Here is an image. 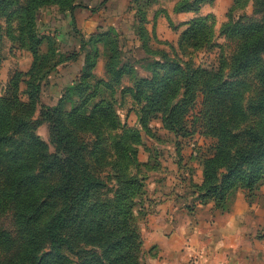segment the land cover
<instances>
[{"label":"rangeland","instance_id":"rangeland-1","mask_svg":"<svg viewBox=\"0 0 264 264\" xmlns=\"http://www.w3.org/2000/svg\"><path fill=\"white\" fill-rule=\"evenodd\" d=\"M28 2L0 0V99L11 96V82L18 75L19 99L29 103L30 85L39 83L45 70L53 66L41 81L40 101L31 115L37 135L53 153V130L45 120L46 110L62 107L66 116L99 88L87 113L79 114L90 117L96 126L74 129L88 150L92 174L106 184L92 200L115 199L121 191L116 177L121 169L127 176L138 178L139 194L130 200L134 202L131 223L138 234L136 261L170 264L167 256L188 251V243L202 220L212 225L232 213L237 195L243 196L252 212L248 223L260 222L259 230L253 227L248 235L264 241V181L252 192L245 188L232 190L220 207L214 197L202 200L201 154L208 146L201 130L187 136L170 131L160 120H143L145 104L139 105L135 99L136 84L152 75L156 61L161 62V74L174 68L186 75L187 69L194 73L198 69L229 68L239 38L228 33L225 25L230 16L241 23L259 21L262 17L257 14V0H238L236 5L233 0L227 10L218 11H205L204 6L209 4L205 3L196 12L179 9L187 2L199 4L196 0H57L32 15L23 11ZM190 12L196 14L192 19L188 17ZM197 17L207 19L204 31L208 40L192 48L183 36ZM29 31L34 32L35 41ZM30 46L36 48L37 55ZM74 54L73 60L57 64ZM40 63H44L41 71ZM33 69H38L36 77L30 75ZM168 78L173 85L185 82L179 74ZM245 82L252 92V80ZM77 84L82 86L80 90ZM181 94L177 102L183 99ZM101 100L111 105L107 121L100 120V114H92V107ZM118 142L124 146L118 150L124 159L115 156ZM11 226V216L0 213V228L10 231ZM98 250L75 242L74 251H66L68 264H80V257L91 258Z\"/></svg>","mask_w":264,"mask_h":264},{"label":"trees","instance_id":"trees-1","mask_svg":"<svg viewBox=\"0 0 264 264\" xmlns=\"http://www.w3.org/2000/svg\"><path fill=\"white\" fill-rule=\"evenodd\" d=\"M56 1L29 0L23 11L32 15ZM196 1L200 3L187 2L180 11L196 12L201 5L214 2ZM257 7L262 17L259 21L241 23L230 16L225 25L228 33L239 38L229 68L198 69L194 73L187 69V75L174 68L161 74V62L156 61L152 75L142 77L135 86V99L139 105L145 104L143 120H160L170 131L187 136L201 130L208 147L201 154L204 181L199 186L200 197H214L217 207L232 190L252 192L264 181V0H257ZM206 23L205 17H197L186 30L183 40L192 48L208 40ZM29 34L35 41L34 32ZM30 48L37 55L36 48ZM43 67L40 63L39 71ZM52 68L45 70L39 83L30 85L29 103L19 99L18 75L11 82V96L0 99V213L9 214L12 220L10 231L0 228V264H68L66 251H74L75 242L99 249L91 258L80 257V264H139L138 234L131 223L134 202L130 203L141 188L138 178L127 176L121 169V174H116L121 191L115 199L92 200L106 184L92 174L88 150L74 129L96 126L90 117L79 114L87 113L99 88L66 116L62 107L46 110L44 117L53 130L55 152L49 151L31 122L40 101L41 81ZM38 69L30 75L36 77ZM170 74H179L185 82L173 85ZM245 80H252V92ZM80 87L76 85L77 90ZM179 94L183 99L177 102ZM108 109L111 105L101 100L92 107V114H100V120L107 121ZM123 147L120 142L115 145L116 158H125L118 151Z\"/></svg>","mask_w":264,"mask_h":264},{"label":"crops","instance_id":"crops-1","mask_svg":"<svg viewBox=\"0 0 264 264\" xmlns=\"http://www.w3.org/2000/svg\"><path fill=\"white\" fill-rule=\"evenodd\" d=\"M233 0H214L205 5V11L227 10ZM204 12V8L201 9ZM194 12L188 17L194 18ZM232 213L225 220L209 225L202 220L196 234L188 243V251L180 255H168L170 264H264V241L251 238L250 229L260 228V222L249 224L251 210L243 196L236 198ZM175 246V242H173ZM193 254V255H192Z\"/></svg>","mask_w":264,"mask_h":264}]
</instances>
